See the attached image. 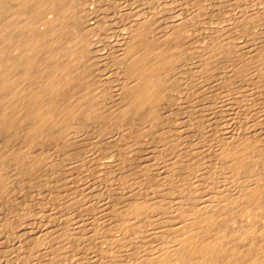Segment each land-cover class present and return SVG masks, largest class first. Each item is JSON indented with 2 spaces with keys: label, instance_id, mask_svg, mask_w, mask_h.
Segmentation results:
<instances>
[{
  "label": "bare ground",
  "instance_id": "obj_1",
  "mask_svg": "<svg viewBox=\"0 0 264 264\" xmlns=\"http://www.w3.org/2000/svg\"><path fill=\"white\" fill-rule=\"evenodd\" d=\"M192 1L194 3L195 0H192ZM263 1H262V6L264 4ZM75 2H76L75 0H74V2H73V0H0V144L4 145V147H3V148H5L4 150H7V152L5 151L6 152L5 154H4V150H0V151H3L2 154L0 153V162H1L0 163V195L10 194L11 197H13V195H15L14 194L15 189H13V187L10 185L11 184L10 179L12 178L13 174L11 173L12 171L9 168L10 167L12 168V165H10V167H8V164H6V166H7L6 167L5 162H10V161L13 162L14 161L13 163L16 164V166L14 164V166L16 167V170H14V169H12V170H14L15 172H18L19 174L17 173V175H20V173L25 174V172H26L25 170H27V169L29 170V171H27V174H26L28 176L32 173L35 174L36 171H39V170L41 171V169L43 170L45 163L48 161L50 162V160H49L50 157L46 154H45V156H42V154L40 157L37 156L36 154H38V153L36 152V150H37L38 146L41 145V148H43L42 144H44L48 141H51V140H53L56 143H59V145L62 144L63 146H64V144L71 143L75 139H76L75 141H77L79 138V136H78L79 132H77V129L79 127H77V125H79L81 123V122L79 123L80 119L86 118L87 120L90 119V121L92 119H94V120H97V123L101 122L100 125H98L96 122L94 124V121L92 120V122L95 126L96 125L101 126L102 123H104V126H105V124L107 122H111V125L112 124L116 125L115 128H117V130H115V131H117L116 133H117L119 138L115 139L116 143H114V144L117 146L120 153H124L125 156H128L130 152L129 153L127 152L126 144H129L130 141H133V139H135L136 143H137L138 142L137 140L141 141L147 135H152V136L156 135V133H158L157 127L158 126L160 127V124L164 125L165 123L164 124L162 123L163 119L165 118L164 120L166 122V118H168L167 115L170 114L169 113L170 107H168V106L171 104L169 102L170 97L172 94H174L173 91L176 88L174 86V85H176L175 84L176 78H177V81H179L180 79L182 80L183 77L182 78L180 77L178 79L177 76L180 72H182V74H183L184 69H186L184 67H187V64L185 62H181V59L183 56L185 57L184 53L182 52L183 50H186V49H183L184 45L187 48L189 46V44H188V46H186L187 42L185 41L186 42V44H185L184 41L181 40L180 36L182 34V37H184L183 36L184 32L187 33L186 31L189 28L187 26L189 23L186 25L187 21H190L189 18H191V17L188 18V15H187L188 13H186V14L184 13L185 16L187 15V17L184 16L187 21H185L186 23L185 22L183 23V25L185 24L186 27H188L186 29V31H183V29L185 28L184 26H183L184 28L181 27V24H179V26H178L177 25L178 23H177L176 26H174V27H173V24L169 25V26H172L174 29H177V27H181V28H179L178 30H175V31H173L174 30L173 29L172 30L173 33H171L172 32L171 31L170 32L171 34L169 33L170 35L162 34L163 32L162 33L160 32L158 35H156L160 31V30H158V32H157V29L154 28L155 26H157V23H158V21H157V23L155 22L156 25L153 24L154 25L153 30H152V27H151V29L148 28V31L146 30L147 27L149 25H151V24H149V22H146L148 24V26H146L147 24H145L146 27H142V26L136 27L139 25V24L138 25L136 24L135 27L137 29L136 30L134 29V31H135V32L133 31L134 33L130 32L131 34L130 33L124 34V37H123L120 45L118 43L119 48H120L119 51L121 52V53L119 52L120 55L119 54L118 55L120 57L119 59H120V64H121V67L120 66L119 67L122 68V70H121L122 71V79H121L122 81L120 82V84H117L115 82L117 84V85L115 84L116 88H115V90L112 88V90H114V91L110 92L111 96H110V98H108V99H110L111 103L107 104L108 101L106 102L105 99H107V98H105V97L108 94L106 93L107 94L106 95L104 93V92L108 91L107 87L105 90H103L101 88L103 91L100 89L101 92H103V93H95V91L92 90V87H94L95 83L93 85V82H94V81L92 82L93 76H91V75L97 74V75H101L102 77H106L107 69L105 68V69H102L103 71H101L100 70L101 66H99V64H101V63L104 64V62L105 61L107 62V60L101 62V60L103 59L102 57H104V56H102L100 54L99 50H101V49L100 48L98 49L97 43H99V42L94 41L93 35L95 36L96 34L92 33V29L94 30V25H96L97 23L103 24V22L97 21V19L95 18L96 17L95 12L93 13V11L91 10L92 13L95 14V15H93L94 19H96L95 21H97V23L95 24L91 19L92 17H91L90 9H89V11L85 12L86 14L83 13V16H82L80 14V12H78L80 10H77L76 6H73V3H75ZM196 2L198 4L199 0H196ZM125 3H127V2H125ZM148 3H151V2H148ZM127 4L124 6H127ZM145 4H146V2H145ZM150 5H152V3ZM191 5H195V4H191ZM154 6H155V9H152V10H154L153 11L154 14H157L155 11L156 10V4L153 5V7ZM194 7L197 8V6H194ZM128 8H131V7H128ZM136 8L138 9V7H136ZM150 8H151V6L149 7V9ZM131 9H133V7ZM121 10H119V12H121ZM198 10H201V9H198ZM122 11H124V13H125V9H123ZM126 11L128 12V10H126ZM134 11L136 12L137 10L135 9ZM138 11H139V9H138ZM190 11L192 12L193 10L190 8ZM190 11H189V13H190ZM137 12L135 13L136 15H138V13L142 14V11H141V13H140V11L138 13ZM149 12H151V11L149 10ZM193 12H195V11H193ZM124 13H122V14H124ZM192 13L189 16H191ZM130 14H131V12H130ZM136 15H135V17H136ZM163 15H165V13H163ZM163 15H162V17H163ZM255 15H256V17H258L259 14L257 15V13H256ZM261 15L258 18H260ZM151 16H154V15H151ZM248 16H250V17H248ZM119 17L121 18V15ZM129 17H132V16H129ZM155 17L156 16H154L152 18H155ZM162 17H160V18L162 19ZM164 17H165L164 19H166V16H164ZM194 17H196L195 14H194ZM246 17L248 19L250 18V21L252 20V22H253V19H251V17H255V16L247 15ZM105 18H106V16H105ZM139 18H141V17H139V15H138V19ZM158 18H155V19L158 20ZM185 18H183V20ZM247 18L246 19L244 18L243 20L248 22ZM258 18H255V19L257 20ZM99 19H101V18H99ZM107 19L108 18H106V21L109 23L110 21ZM142 19H145V18L142 17ZM150 19H149V21H151ZM172 19H174L173 16H172ZM260 19H258V20L260 21ZM131 20H133V19H131ZM175 20H173V21L176 23ZM138 21H141V19H139ZM146 21H148V18L146 19ZM159 21L161 22L162 20H159ZM173 21H170V22L172 23ZM192 21H194V18ZM240 21H241V19H240ZM245 21H243V22H245ZM250 21L248 22V24L250 23ZM107 22H104V24ZM126 22H128V21H126ZM133 22L136 23L137 20L133 21ZM153 22H154V20H153ZM221 22L222 21H220L218 23H220V25H221ZM247 22H246V24H247ZM257 23H259V22L257 21ZM257 23H256V25L253 24V27H252V25H250L251 28H254L255 26L257 27ZM99 24H97V26ZM102 24L100 26L101 27L100 31H101L102 26H103ZM129 24H130V21H129ZM240 24L242 25L243 23H240ZM246 24L242 25L243 27L239 25L240 29L244 28V26H246ZM120 25H121V23H120ZM226 25L229 28L228 22ZM229 25H230V23H229ZM106 26L107 25H104L103 28H105ZM125 26H127V25L125 24L124 27ZM169 26L167 28H171ZM114 27H116V26H114ZM124 27H121V28H124ZM130 27H131V25H130ZM227 27H225V28H227ZM110 28L108 30H105V31L108 32L109 30H112ZM126 28L127 27H125V29ZM143 28H145V30H143ZM157 28H159V27L157 26ZM167 28H164L165 32H166ZM218 28H216V29L218 30ZM225 28H223V25H222L221 29L223 30ZM128 29H130V28H127V31H128ZM149 29H150V32H149ZM154 29H156V33L154 32L156 36L150 35L151 30L155 31ZM96 30H98V29H95V31ZM103 30H102V32H103ZM219 30L217 31L216 35L219 34L222 36V34L218 33ZM227 30L228 29H226V31ZM262 30L264 31V29H262ZM123 31H124V29H123ZM127 31H125V32H127ZM145 31L148 32V34ZM216 31H214L213 39L210 38V40H214ZM255 31H260V30L255 29ZM220 32H221V30H220ZM231 32H232V30H230L229 35L231 34ZM242 32H245V29H241V33ZM248 32L250 33V31H248ZM103 33H101V34L103 35ZM224 33L225 34H223V36L227 35L226 34L227 32H224ZM249 33H248V35H249ZM101 34H99V36ZM211 34H209V35H211ZM250 34H251L252 39H253V36L254 37L256 36L258 38L259 36L261 37L263 35V37H264V34H262V32H261L262 35L258 34L259 36L254 35L253 33H250ZM255 34H257V32ZM108 35H106V36L108 37ZM113 35H115V34H113ZM248 35H247V37H248ZM186 36H185V38H186ZM230 36L232 37V35H230ZM101 37H105V36H101ZM101 37H99V38H101ZM260 37L258 38V41L256 40L257 43L254 41L255 45H254V42H249V41H253L250 37H249V41L248 40L235 41L232 38V40L229 39L230 43H228L229 41L227 39L226 40L228 42L224 39L228 43V44L226 43L225 45L222 43V41H224V40L221 37H219V39L220 38L222 39V40L220 39L221 44H219L220 41L218 39H217V41H219V43L218 42L215 43L214 41L209 40L210 42H214V45L212 46L208 42L207 43L208 46L210 47V45H211L210 48L206 46L208 48L207 49L205 46H203L206 48V50L203 48L204 51L202 52V55H200V56H202L201 57L202 59L200 58V60L198 59L199 54H196L197 57L195 56V58H193L194 56L192 57V55L194 54V52L190 51L192 53H190L188 55V53L186 52L188 49L186 51H184L185 53H187V56L191 55L192 58L189 57V60L190 59L196 60V58H197L200 61V62L198 61L197 63L201 64V66L199 68H197L196 67L197 63L195 64V62H194L196 70L190 71L189 68H188V71H186L187 69L185 70V73L187 72V74L189 71H190L189 74H191V72H192V74L196 73V72L193 73V71H197V74L200 73V74H198L200 77L197 76V80L195 77L196 82L195 81L194 82L196 83V87H194L192 85V87L197 88V89H193L191 87L193 89V91H190V92H192L194 95H199V93H201V96H203L205 94V93L202 94L203 92H206V96H207V92H208V97H206L204 95L205 99H207L208 102L206 104L204 103L205 105L203 104L204 105L203 106L201 104V102L199 103L198 101H195L196 103L201 104L202 106L200 108L198 107L197 109H196V107L198 105L195 104L196 106L195 107L193 106L196 109V113L199 115V116L198 115L194 116L196 114L195 112H194L195 113L194 115H191V116H194L195 118L198 116L197 117L198 122L196 123L195 127H197V130L200 129V130H198V131H200V132H198V134H199L198 136L200 138L199 139L196 138L197 141L195 140L197 142V143H195V144H197V147L193 148V149H190V148L182 149L181 148L182 150L181 149L180 150L185 151L188 155L189 154H192V155L195 154V156L198 155L197 156L198 158H201L202 156H200V155H202L204 153L209 152V154H210V152H211V154L213 155L212 151H215V152L218 151L217 153H219V154H217L216 156L218 157L217 163L219 166H217L218 172L216 171V174H214V175L217 176L219 174L217 176L218 177L217 179L219 181V184L222 186V191L219 192L218 194L216 192H214V193H216V195L213 194L214 197L213 196L208 197L207 195H209V194L206 193V191L204 190V193L207 194V195H205V196H207V197H205L206 199L203 198V196H204L203 194H202V196L198 195L200 197H198V196H197V198L194 197L195 201H193V204L190 205L188 203L187 204L188 206H186V204H184L185 206L182 207V209L184 208L183 211H181V209L180 210L178 209L182 206V204L180 206L176 205V207L179 206L177 209L179 211H181L180 213H182L181 216L179 218H177L176 214L179 212L175 207L176 203L174 204V202L172 201L174 209L177 211L176 214H174V211L172 210L173 208L170 207L171 209L169 210L168 209L169 207H167V206L171 205L172 199L168 200L170 196L168 197V199L163 198V197L160 199V197H159V199H160V201H159V200H157L158 199L157 197H156L157 199H155V197H154V196H156L155 195L156 193L154 194V192H156L157 190L155 191V190L149 188L150 190L145 194H142L140 192V185H141V182L139 180L140 175H139V173L135 172L134 173L135 178H133V183L129 184V183H126L125 181L121 182L122 183L121 187L119 189H117L115 192L116 198L119 199L121 202V204H120V206L122 205L121 208L117 204L114 206L118 207V209H114L112 204H108L109 202H106V203L104 202V204L100 203L101 205L97 204V206L100 205L99 207H101L102 208L101 210H103V211L106 209L107 211L110 210L112 212V210H113L112 213L114 216H116L115 214H118L121 217L122 221H121V224L119 223V225H117V226L118 227L122 226V228H127V230H128V228H130V231H131V232H129L130 235H132L131 234L132 233L131 227L133 224L135 225L137 222H139V220L141 221V219L142 220L144 219L146 222L148 221L147 222L148 225L152 226L150 228H152V229L157 228L156 231L152 230L154 232L153 233L154 235H152V236L155 237L154 241H152V242H154V243H152L153 246L150 249L146 250L145 245L140 243V242H143V239L140 240V238H142V237L138 238L137 240L134 238L136 241H132L133 238L132 239L130 238V240L134 243V246H132V245L130 246V244L127 246V244H124L125 243L124 240H125V238H126V240L128 239L127 238L128 235L127 236L125 235L126 236L125 238L122 237L124 240L121 238V236H123V235H121V236L119 235V236L115 237L114 239H111V238H113L112 236H111V238L107 237V238H110L111 240H113V242L115 241L117 247L119 245V247L117 248L113 243L112 247H110L112 243L110 244V246H108L109 244L107 242H111V241H107V238L104 236V238H106V242L105 241H102V242H105L108 245H104L103 247L101 246L102 249L101 248L100 249H101V251H104V253H102L99 250L102 254H105L106 260L105 261L102 260L105 262V263L103 262L104 264H264V170H262L263 168H261L262 163L264 164V38L261 37L263 39H261L259 41ZM115 38L120 39V37L117 38V36ZM178 38H180V40L182 42L179 43V41H178V43H176L175 40L177 41ZM111 39H112V37H111ZM111 39L109 38V40H111ZM245 41H248V42H245ZM233 42H235V43L233 44ZM217 43L219 44L220 47H218ZM111 44L115 45L117 43L114 44V43L110 42V45ZM222 44H223V46H225V47L228 46V47L226 49H222L223 48ZM182 45H183V47H182ZM196 45L197 44L195 43L194 47H196L197 50L194 49V47H193V49L198 52L199 46L197 47ZM109 47H111V46H109ZM201 48H202V46H201ZM117 51H118V48H117ZM115 53H117V52H115ZM115 53H113V54H115ZM182 53H183V56H182ZM199 53H201V52H199ZM219 54L220 55L221 54H229V58L226 56L228 58V59L226 58V62H224L225 60H223L224 65H223V62L220 63V64H222V68H221L222 72L218 71L219 73L217 72L216 75L212 76V74H211V66H212L211 63L215 62L214 60H217L219 58L218 57ZM117 56L115 55V57H117ZM187 56L185 58L184 57L183 58L186 59V58H188ZM221 57H223V55ZM109 58H110V56H109ZM116 59H113V60H116ZM221 59H224V57ZM194 60H192V61H194ZM219 61L217 60V62H219ZM109 62H112V61H109ZM188 62H190V61H188ZM92 63H94L96 65L95 67H97V69L94 68V66H93V68L95 70L93 68H91L90 65H93ZM108 63H107V65H108ZM103 64H101V65H103ZM113 64H114V62H113ZM113 64H112V66H113ZM199 64H198V66H199ZM116 65H117V61L115 63V66ZM103 67H104V65H103ZM119 67L117 69H119ZM109 68H110V66H109ZM191 68H193V67H191ZM117 69H115V70H117ZM113 71L114 70L112 69L111 72H113ZM108 72L110 73V71H107V74H108L107 77L108 78L112 77V74L110 73V75H111L110 76ZM182 76H184V75H182ZM193 76H196V74ZM94 77H96V76H94ZM113 77L118 78L116 75H114ZM98 78H101V77H98ZM101 79H104V78H101ZM110 79H113V78H110ZM95 80L97 81V79H95ZM100 80H99V82L102 83ZM118 80L120 81V79H118ZM112 81H114V80H112ZM103 84H102V86H103ZM177 84L181 85V83H177ZM96 85H98V84H96ZM176 86L178 87V85H176ZM111 87H110V89H111ZM95 88H98V90H99L100 85L98 87L96 86ZM98 90H96V91L98 92ZM182 90L184 91L185 89L183 88ZM174 92H175V94H177L176 90ZM192 93H189L190 95L189 94H187V95L194 96V95H191ZM189 96H187V98ZM107 97H109V95ZM172 98H176V97L173 96ZM193 98H192V100H193ZM198 98L199 97H197L196 99L198 100ZM182 99H184V98H182ZM177 100H178V97H177ZM179 101L180 102L182 101V103H183L184 100H181V97H180ZM203 102H205V100ZM182 103H181V105H182ZM186 103H185V105L187 106L189 104H192L193 102H191L189 104H186ZM171 105L173 106V103ZM177 105H178V103H177ZM178 106H180V105H178ZM186 106H184V108ZM186 108L190 109L191 107L190 108L186 107ZM171 109H170V111H171ZM174 110H172V111L174 112ZM179 110L182 111V109H179ZM185 111H186V109L184 110V112ZM191 111H193V110H191ZM176 112H178V111H176ZM188 113H190V112H187L185 114L187 115ZM188 117H190V116H188ZM173 118L177 119L176 117H171L170 119L173 121L174 120ZM178 120H177V122H178ZM189 120H191V119H188V121ZM183 121H186V120H183ZM188 121H186V122H188ZM191 121L193 122V120H191ZM194 121H195V119H194ZM167 122H168V120H167ZM174 122H176V121H174ZM186 122H184V123H186ZM168 123H170V122H168ZM108 124H110V123H108ZM193 124H194V122L192 123V126H193ZM113 125L111 126V128L114 127ZM167 125H169V124H167ZM189 125H190V123L188 124V126ZM79 126H81V124ZM104 126H101V127L103 128ZM182 126H185V124H183ZM182 126H181V128H182ZM188 126H186L187 129H185L184 131H186V130H187L186 132L189 131ZM165 127L164 128L160 127V128H162V132L159 135L161 136V139L164 143H166L165 141L171 142L172 141L171 138H169V140H166V137L168 135L166 132H168L169 136L172 137L173 132L175 131L176 133H178L177 131L179 130V128L176 127L175 123H172V124H170V130L168 128L167 131L165 132L164 130H166V128H167V127L166 128ZM195 127H194V129H195ZM98 128H100V127H98ZM182 129L180 131H182ZM98 130H99L98 132H100L102 129L101 130L98 129ZM106 130H108V129H106ZM100 133L102 135L103 132L101 131ZM188 133H190V132H188ZM191 133L193 134V132H191ZM191 133L189 135H191ZM195 134L196 133H194V135ZM216 134H218L221 137V141H219L220 138H218L219 139L218 141L214 140V142H212V138ZM182 135L184 136V132L182 133ZM194 135H193V137H194ZM136 136H137V139L135 138ZM178 136L180 137L181 134L178 133ZM187 136H185V137H187ZM125 137H127V138H125ZM190 137H192V136H189L188 138L190 139ZM214 137H216V136H214ZM180 138H182V137H180ZM176 139L174 138L175 142H177ZM213 139H215V138H213ZM222 139H223V141H222ZM54 142H53V144H54ZM142 142L144 143V141H141V143ZM192 142H191L190 146L192 145ZM172 143H174V142L172 141ZM188 143H189V141L186 143V145H189ZM168 144H170V143H168ZM17 146H18V148H17ZM47 146L48 145L45 144V149L47 148ZM142 146H143V144L141 145V147ZM168 146L170 148V145H168ZM184 146H185V144H184ZM192 146L194 147V145H192ZM49 147L51 148L54 146H49ZM145 147L146 146H144V148ZM147 147H148V145H147ZM39 148H40V146H39ZM57 148H58V146H57ZM154 148L155 147H153V149ZM169 148L167 151H169ZM174 148L175 147L173 146V149ZM176 148H178V147L176 146ZM0 149H2V147H0ZM148 149H151V147L150 148L148 147ZM148 149H146V150H148ZM155 150H156V148L153 151H155ZM153 151H151V152H153ZM176 151H178V153H179V150H176ZM148 154H150V152H148ZM170 154H171V156L173 155V157H174V155L177 154V152L176 153L174 152V154H173V151L171 152V150H170ZM192 155H190V156H192ZM206 155L207 154L203 155V157ZM177 156H175L174 158H177ZM182 156H183V152H182ZM182 156L180 155L181 158H179V157L178 158L182 159L183 158ZM216 156H215V159H216ZM207 157H208V155H207ZM169 158L172 159L171 157H169ZM169 158H167V159H169ZM184 158L186 159L185 154H184ZM184 158H183V160H184ZM209 158H212V156H210ZM187 159H189V158L187 157ZM191 159H189L190 162H191ZM202 159H205V157ZM177 160L178 159H176V162H172V161H170V162L174 163V166H178L179 168H182V161L183 160H178V162H177ZM193 160H195V158ZM206 160H207V158H206ZM214 160H213V162H214ZM95 161H96V159H95ZM174 161H175V159H174ZM201 161H199V162L202 165L203 164L205 165V163H203V160H201ZM127 162L128 161H123V167H124V163H127ZM13 163H9V164H13ZM92 163H93V161H92ZM184 163H188V160H187V162L185 161ZM198 163H196V164H198ZM56 164H57L58 170L64 166V168H62V169L64 171H66L65 170L66 164L65 165L61 164L59 166H58L59 163H56ZM171 165H173V164H171ZM188 165H191V164L189 163ZM202 165H200V166H202ZM210 165L211 164H209V166ZM95 166H96L97 170H99L100 172H102L104 174V175L101 174L102 175L101 177L106 178L108 181H111V178H114L117 175V173L119 174L122 171V169L125 171L126 168H129L130 164H128L127 167L120 169V168H118V164H115V162L112 160H106V161H102L100 163L98 160L96 162ZM164 166L166 167L165 164H164ZM169 166H167V167H169ZM192 166L193 165H191V167ZM165 167L164 168L161 167L159 170L157 169L158 172H156V170H154V172L160 173L163 175V173H166L167 167L166 168ZM212 167L215 169V166H212ZM212 167H211V169H212ZM6 168H8L10 170V173H11L10 175L8 174L9 170L7 171ZM55 168H56L55 166L49 167V173H51V174L56 173ZM189 168L186 169L184 167V169L188 171L187 173H185V175L188 174L190 171H192V169L189 171ZM171 169H173V168L171 167ZM199 169H202V168L199 167ZM78 170H79V168H78ZM83 170L84 169H82L81 171H83ZM185 170H184V172H186ZM14 171H13V173H14ZM69 171L73 172V169H71V167H70ZM175 171H176V167H175ZM150 172L151 171L148 168L146 174L149 173V175H150ZM171 172H172V170L170 171V174L173 175V173H171ZM182 172H183V170H182ZM214 172H215V170H214ZM155 173H152L151 175H153ZM176 173H178V172H176ZM207 173H208V171H207ZM24 174L22 176H24ZM170 174H167V175L169 176ZM14 175H15V173H14ZM136 175L138 176V178L136 177ZM178 175H176V176H178ZM180 175H182V174H180ZM31 176H29V177H31ZM216 176H214V178ZM70 177H71L70 179H72L71 186H70L71 190H68L69 188H67V186H65V183H63L62 180H58L57 184L59 186H61L62 189L64 188L63 190H65V191L68 190L67 192H68L69 196L62 195L64 192L61 190L59 192V194L56 192L57 200L59 199L61 207L65 208V207L71 206V207L81 208L80 205H82V204L78 200V199H80V197H79V195H76L77 192L75 191L76 188L79 187V186L76 187L78 176L74 175V177H73V174H71ZM164 177L165 176H163V178ZM189 177H191V176H189ZM153 178H154V175H153ZM169 178L171 179L172 176ZM178 178H179V176H178ZM211 178L213 180V176ZM170 179H169V181H170ZM186 179L188 181V178H185V180L183 179L184 181H181V182L182 183L185 182L187 184ZM203 179H205V178H203ZM208 179L204 180V181L207 182ZM173 180H177V178L173 179ZM173 180L171 182H173ZM218 181H217V183H218ZM165 182H164V184H165ZM173 183H171V184H173ZM202 183H204V182H202ZM81 184H80L81 188L79 187L80 190L81 189L84 190V189L88 188V185H86V184L81 185ZM153 184L154 183H152V185ZM194 184L195 183L190 184V182H189V184H187V186L189 187V185L191 186ZM210 184H211V182H210ZM213 184H214V182L212 183V185ZM215 184H216V182H215ZM84 185H86V186H84ZM152 185H150L149 187H151ZM168 185H170V183ZM177 185H178V182H177ZM212 185H210V186H212ZM82 186H84V188H82ZM153 186L151 188H153ZM178 186L181 187V183ZM216 186H217V184H216ZM221 186H219V187H221ZM51 187L53 190V186H50L49 189L51 190ZM203 187H204V185H203ZM178 188L175 187L174 190H176ZM216 188H214V189H216ZM165 189H168V188H166V186H165ZM180 189H178V190H180ZM183 189H184V187H183ZM190 189L192 191V188H190ZM206 189L210 190L212 188L209 189L207 187ZM218 189H220V188H218ZM89 190L91 191L92 187ZM178 190H176V191H178ZM184 190L187 192L189 189L188 190L184 189ZM184 190L181 191L180 193L184 192ZM54 191L55 190H53L52 192L50 191V192L53 193ZM166 191H167V195H168V190H166ZM195 191L196 190H194V192ZM200 191L197 190L198 193ZM214 191H216V190H214ZM162 192H159V193H162ZM172 192H170V193H172ZM189 192H190V190H189ZM207 192H209V191H207ZM200 193H202V192H200ZM173 194H174V192L171 195H173ZM193 194L194 193H192V195ZM176 195L177 194H174L175 197L179 196L180 194H178L177 196ZM189 195H190V199H192L191 198L192 196L190 193H189ZM77 196L79 198H77ZM194 198L192 200H194ZM175 199H173V200L176 202ZM183 199H184V197H183ZM80 200H82V199H80ZM94 200H96V199L94 198ZM177 200H179V197L177 198ZM181 200H182V198H181ZM186 200H188V199H186ZM180 201H178L179 202L178 204L182 203V201L181 202ZM81 202H83V200ZM90 205L91 204H89V206ZM82 206H84V205H82ZM92 206H93L92 208L97 207L95 205H92ZM99 207H98V209L100 211L99 214H101V217L104 219L106 214H104V216H102L103 211H101ZM82 208L80 209L81 211H78V213L76 212L78 209H75L74 211L77 214H79V212H82ZM95 209H97V208H95ZM161 209L165 210V212L167 211V213L169 215V216H167V214L165 213L166 215L164 216V217H169L168 222L164 221L165 224L168 223L167 224L168 228L167 227L165 228L166 230L162 226H160V224L159 225L157 224V225H158V227H162L163 230H161L158 227H155L156 222L158 223L157 219H159V218L156 219L155 215L157 214V212L159 215L160 212H162V211H160ZM49 211H50V209H49ZM111 212H108L107 214H109V213L111 214ZM239 212H240V214L242 213V216H240L241 221H239L240 219H238V215H236L237 218L235 219V214L239 213ZM52 213L50 212L49 214L51 215ZM73 213L74 212H72V214ZM180 213H179V215H180ZM29 214L30 213H26V216H24L23 218H24L25 222L27 223V221H28V224L30 225L31 224L30 219L32 217ZM110 214H109V216H111ZM258 214H260V215H258ZM74 215H75V213H74ZM87 215L89 216V214H87ZM87 215H85V216H87ZM41 216H43V215L41 214ZM51 216H52L51 220L48 219L49 221H46V222H48V223L50 222L51 225L52 224H53V226L57 225L56 227L60 228V226H58V225H62V222H63L62 219H63L64 215L62 217H59L58 220L55 217V213L52 214ZM51 216L48 215V217H51ZM160 216H162V215H160ZM43 217H41V218H43ZM87 217H85V219ZM92 217H94V216L91 215L90 218L88 217L89 221L88 220L85 221L86 223H84V221H83L84 219L80 220L81 223L80 222L79 223L80 224L84 223V224L79 228L82 230H87V229L90 230L89 227L91 226V224H93L95 222L94 220H93L94 222L93 221H91L92 223L90 222V219ZM111 217H113V216H111ZM256 217H259L258 218L259 220L254 221L255 222L254 223L252 221L253 219L251 220V218L256 219ZM45 218L47 219L46 216H45ZM83 218H84V216H83ZM94 218H96V217H94ZM160 218H162V217H160ZM248 218H250V220ZM65 219H66V217H65ZM103 219H102V222H104ZM107 219H108V221H110L109 217ZM237 219H238V221H237ZM32 220H33V218H32ZM41 220H39V221H41ZM69 220L72 221L71 218ZM97 220L98 219H96V221ZM99 221H101V220H99ZM111 221H110L111 224L109 223L110 225H112V222H113V221L112 222ZM143 221H141L139 224H141ZM159 221H160V219H159ZM248 221H252L253 223L250 222L252 224L251 225L249 224V226H246L248 224ZM46 222H45V224H48ZM67 222H68V220H67ZM114 222H115V220H114ZM146 222L143 224L148 227ZM237 222H239V223H237ZM259 222H260V224H259ZM40 223L42 224V221ZM101 223H100V225L97 226V223L95 222L97 227H102ZM154 223H155V225H151ZM245 223H246V225H244V226L243 225L237 226L238 224H245ZM28 224L22 223V226H20L22 232L17 231V232H19V234L21 233L20 234L21 236L23 233L27 232L28 230L31 231V229L27 228ZM80 224H78V226ZM143 224H141V225H143ZM7 225L9 227L11 224H7ZM43 225H44V223H43ZM73 225L75 227L74 226L67 227L66 225H64V226L62 225L64 227V229H63V227L60 228V229L64 230V233L61 237L62 240L61 241L59 240L60 242L58 241L59 243L57 245H55L58 250L52 246L53 248H55V255L53 257H58L60 254L62 256L63 253L60 252L61 249H63V248L67 249V248L72 247L71 245H72V243L75 239V236H76V232L73 231V228L77 227V225H75V224H73ZM114 225H116V222ZM114 225H112V226L114 227ZM136 225H138V223ZM141 225H139V228ZM37 226H36V228H37ZM65 226H66V228H65ZM43 227H45V225ZM51 227H50V229H51ZM113 227H112V229H113ZM52 228L54 229V227H52ZM104 228H105V230L107 229L106 226ZM40 229H43V228H40ZM101 229L98 231L99 233H100ZM140 229L142 231V226ZM18 230H19V228H18ZM47 230H49V228ZM47 230L45 232H47ZM77 230H79V229L77 228ZM82 230H79V231H82ZM149 230H151V229H149ZM114 231H116V230H114ZM119 231H116L115 233H117V232L119 233ZM45 232H42V234H44ZM110 232H111V230H110ZM133 232L137 233V231L136 232L133 231ZM148 232L149 231H146V233L145 232H142V233L147 234ZM39 233L40 232H38L37 234H39ZM48 233H47V235H48ZM91 233H90V237L92 235H94V234L91 235ZM93 233H95L94 230H93ZM129 233H127V234H129ZM49 234H51V233H49ZM101 234H103V233H101ZM101 234H99V235H101ZM105 234L107 235V232ZM140 234H141V232L139 233V235ZM26 235H28V232H27V234H25V237H26ZM29 235H31V234H29ZM45 235H46V233H45ZM31 236H29V237H31ZM46 236H44V237L42 236V237L45 239ZM49 236H53V234L49 235ZM49 236H48V238H49ZM88 236L89 235H87V237ZM42 237L40 236V238H42ZM131 237H133V236H131ZM95 238L96 237H94L93 240H95ZM88 239H89V237H88ZM146 239L148 240L149 238L146 237ZM150 239H151V237H150ZM25 240H26V238H25ZM98 241H99V243L101 242L100 239ZM149 241H151V240H149ZM41 242L42 241H40V243ZM128 242H129V240H128ZM146 242H148V241H146ZM40 243H39L38 247H39V249H41L40 250L41 256L40 255H38V256L42 257L43 254L45 255L48 253L50 247L47 246L48 248H46V245L44 244V242H42L43 244L42 243L40 244ZM92 243H93V241H91V243L89 242L86 244H92ZM117 243H118V245H117ZM73 244H75V243H73ZM78 244H80V242ZM36 246L34 245V247H36ZM43 246H45V247H43ZM75 246H77V245H75ZM126 246H127V248H126ZM16 247H17V245H16ZM40 247H43V248H40ZM77 247L83 248V246H77ZM114 247L117 248L116 249L117 254L116 255H110V253L112 252V250L110 248H114ZM130 247H133V248H130ZM146 247L148 248L150 246L148 245ZM73 248L75 249V247H73ZM81 248L78 251H81ZM89 248H91V247L89 246ZM74 249H72V250H74ZM84 249H87V247ZM91 249L93 251V247ZM34 250H35V248H34ZM34 250H33V252H34ZM72 250H70V252ZM99 251H96V252H99ZM75 252H76V250H75ZM37 253L39 254V252H37ZM119 253L121 255H119ZM30 255H32V254H30ZM70 255H72V254H70ZM70 255L68 254V256H70ZM35 256H36V254H35ZM63 257H65V256L63 255L62 257H59L58 259L62 258L61 260L64 261ZM29 258H30V256H29ZM76 258H77V256H76ZM92 258L94 259V257H92ZM70 259H72V258H70ZM70 259H68V260H70ZM40 260L41 259L39 258V261ZM57 260H56V262H55V260H53L54 261L53 263L57 264L58 263ZM84 260L86 262V259H84ZM84 260H82V262H81L82 264H84L83 263ZM75 261H77V260H75ZM88 261H89L88 264H90V260H88ZM60 262H59V264H61ZM79 262L80 261H78V263ZM94 262H91V263H94ZM73 264H75V263H73Z\"/></svg>",
  "mask_w": 264,
  "mask_h": 264
},
{
  "label": "rangeland",
  "instance_id": "obj_2",
  "mask_svg": "<svg viewBox=\"0 0 264 264\" xmlns=\"http://www.w3.org/2000/svg\"><path fill=\"white\" fill-rule=\"evenodd\" d=\"M76 2L75 3H73V6H76V9L77 10H80V11H78V12H80V14L83 16V13L84 14H86L85 12H87V11H89V9H90V11L92 10L93 11V13L95 12V14H93L92 13V11H91V19H92V21L96 24L97 23V21H101V22H103V24L102 23H97V24H99L98 26H97V24L96 25H94V30L92 29V33H94V34H96L95 36L93 35V37H94V41H98L99 43H97V45H98V49L100 48L101 50H99L100 51V54L102 55V56H104V57H102L103 59L101 60V62L102 61H105V60H107V62L105 61L104 62V64L103 63H101V64H103L104 65V67H103V65H101V64H99V66H101L100 67V70L101 71H103L102 69H107V71H110V73L112 74V77H110L111 75H110V73H109V77L110 78H113V79H110V78H108L107 76H108V74H107V71H106V77H102L101 75H97V74H94V75H91V76H96V77H94L95 79H97V81L92 77V82H93V85H94V83H95V85H94V87H92V90H94L95 91V93H103V92H101V90L103 89V90H105L106 89V87H107V90L108 91H106V92H104L105 94L107 93L108 95H109V97H105V98H110V92H113L114 90H115V88H116V85L117 84H120V82L122 81L121 79H122V68H120L121 67V64H120V57H119V55H120V48H119V45H120V43L122 42V39H123V37H124V34L125 33H130V32H133L134 31V29L136 30L137 28L136 27H140V26H142V27H146V26H148V24L146 23V22H149V24H151V25H149L148 27H147V31H148V28H150L151 29V27H152V30H153V27H154V25L153 24H155L156 25V23H157V21H158V23H157V26L160 28H157V26H155L154 28H156L157 29V32H158V30H160L156 35H158L160 32L162 33V34H166V35H170L171 33H173V31H175V30H178L179 28H181V27H183L184 29H183V31H186V29H187V33H185L184 32V37H182V34H181V40L182 41H184V43L186 44V42H187V44H186V46H188V44H189V48L187 47H185V45H184V47H183V45H182V47H183V49H188L187 51L186 50H183L182 52L184 53V55H185V57L187 56V53H188V55L190 54V53H192V52H194V54L192 55V57L193 58H195V56H196V54H199L198 55V59L200 60V58L202 57V56H200V55H202V52L204 51V49L206 50V48L207 47H209L208 46V42H209V44H211L212 46L214 45V42L216 43V42H218L219 43V41H220V43L219 44H221V40L223 39H227L226 41L228 42V43H230V40H232V38H233V40H235V41H243V40H248L249 41V37L252 39V37H251V34L250 33H253L254 35H260L261 34V32H262V34H264V31L262 30V29H264V4H263V6H262V1L263 0H199V2H198V4H197V2H196V0L194 1V3H193V1L192 0H75ZM73 2H74V0H73ZM79 2V3H78ZM125 2H127V3H125ZM145 2H146V4H145ZM148 2H151L152 3V5H150L151 3H148ZM263 3H264V1H263ZM78 4V5H77ZM127 4V6H124V5H126ZM148 4V5H147ZM156 4V13L157 14H154V10H152V9H155V6L153 7V5H155ZM191 4H195V5H191ZM197 4V5H196ZM129 5V6H128ZM131 5V6H130ZM146 5V6H145ZM151 6V8L149 9V7ZM193 6V7H192ZM194 6H197V8L196 7H194ZM128 7H133V9H131V8H128ZM136 7H138V9H139V11H140V13H141V11H142V14H139L138 12V9L136 8ZM153 7V8H152ZM148 8V9H147ZM190 8L193 10V11H195V12H193L194 14H195V16L196 17H194V14L190 11ZM88 9V10H87ZM123 10V9H125V13H124V11H122L121 10V12H119V10ZM137 10L136 12L138 13V15H139V17H141V18H139V19H141V21H138L139 19H138V15H136L135 13V11L134 10ZM188 11H187V10ZM197 9V10H196ZM198 9H201V10H198ZM95 10V11H94ZM126 10H128V12L126 11ZM131 10V11H130ZM134 12H133V11ZM149 10L151 11V12H149ZM83 11V12H82ZM131 12V14H130V12ZM163 11V12H162ZM166 11V12H165ZM186 11V12H185ZM189 11H190V13H189ZM213 11V12H212ZM118 12V13H117ZM121 13V14H120ZM122 13H124V14H122ZM130 15H129V14ZM153 13V14H152ZM161 13V14H160ZM163 13H165V15H163ZM167 13V14H166ZM184 13L186 14V13H188L187 15H188V18L189 17H191V18H189V20L191 21H187L186 20V18L185 17H187V15L185 16L184 15ZM192 13V15L191 16H189L190 14ZM251 13V14H250ZM254 15H253V14ZM257 13V15H258V17L261 15V19L260 18H258V17H256V14ZM118 16H117V15ZM134 14V15H133ZM93 15H95L96 17V19H97V21H95L96 19H94V16ZM116 15V16H115ZM121 15V18L119 17ZM135 15H136V17H135ZM151 15H154V16H156L155 18H158L159 16L160 17H162V15H163V17H162V19L159 17L158 18V20L157 19H155V18H152V17H154V16H151ZM159 15V16H158ZM247 15H252V16H255V17H251V19H253V22H252V20L250 21V18L248 19L246 16ZM105 16H106V18H108L107 20H109L110 22L108 23L107 21H106V18H105ZM129 16H132V17H129ZM164 16H166V19H164L165 17ZM172 16L174 17V19H172ZM185 16V17H184ZM193 16V17H192ZM198 16V17H197ZM200 16V17H199ZM98 17V18H97ZM142 17H144L145 19H142ZM151 19H150V18ZM168 17V18H167ZM246 19L247 18V20H248V22L250 21V23L248 24V22L247 21H245V20H243L244 18ZM248 17H250V16H248ZM263 17V18H262ZM99 18H101V19H99ZM110 18V19H109ZM130 18V19H129ZM135 18V19H134ZM148 18V21H146V19ZM183 18H185L184 20H183ZM187 18V19H188ZM193 18H194V21H192L193 20ZM196 18V19H195ZM255 18H258V19H260V21L257 19H255ZM94 19V20H93ZM104 21H103V20ZM112 19V20H111ZM126 19V20H125ZM131 19H133V20H131ZM149 19L151 20V21H149ZM172 19V20H171ZM176 19V20H175ZM240 19H241V21H240ZM263 19V20H262ZM125 20V21H124ZM137 20V22L135 23V22H133V21H136ZM145 20V21H144ZM153 20H154V22H153ZM156 20V21H155ZM159 20H162L161 22L159 21ZM164 20V21H163ZM173 20H175L176 21V23L173 21ZM196 20V21H195ZM245 21V22H243V21ZM126 21H128V22H126ZM129 21H130V24H129ZM132 21V22H131ZM170 21H173L172 23L170 22ZM185 21H187V23L185 22ZM220 21H222L221 22V25H220V23H218V22H220ZM257 21L259 22V23H257ZM104 22H107V23H105L104 24ZM112 22V23H111ZM121 23V25H120V23ZM124 22V23H123ZM153 22V23H152ZM156 22V23H155ZM182 22V23H181ZM186 23V25L188 26V27H186V25L184 24L183 25V23ZM227 22H228V26H229V28L227 27ZM243 23L242 25H245L246 24V22H247V24H246V26H244V28H241V29H245V32H242L241 33V29H240V27H239V25L240 26H242L240 23ZM257 23V27L255 26L254 28H251V26L250 25H252V27H253V24L254 25H256V23ZM123 23V24H122ZM161 23V24H160ZM171 23V24H170ZM178 23V24H177ZM229 23H230V25H229ZM101 24L103 25L102 26V29H101V31H100V26H101ZM110 24V25H109ZM113 24V25H112ZM127 25V26H125V27H127V28H130V29H128V31H127V28L125 29V27H124V25ZM136 24L138 25V26H136ZM145 24H147L146 26H145ZM173 24V27L174 26H176V24L179 26V24H181V27H177V29H174L172 26H169V25H172ZM104 25H107L105 28H103L104 27ZM112 25V26H111ZM129 25V26H128ZM130 25H131V27H130ZM134 25V26H133ZM144 25V26H143ZM219 25V26H218ZM222 25H223V28H225V27H227V28H225V29H221L222 28ZM111 28H110V27ZM114 26H116V27H114ZM136 26V27H135ZM171 27V28H167V27ZM219 28H218V27ZM225 26V27H224ZM263 26V27H262ZM98 27V28H97ZM108 27V28H107ZM114 29H113V28ZM121 27H124V28H121ZM206 29H205V28ZM243 27V26H242ZM112 29V30H109L108 32L107 31H105V30H108V29ZM116 28V29H115ZM164 28H167V30H166V32H165V29ZM176 28V27H175ZM216 28H218V30L220 29L221 30V32H220V30H219V32L218 33H220V34H222V36L221 35H219V34H217L216 35V33H217V29ZM248 28V29H247ZM258 28V29H257ZM261 28V29H260ZM95 29H98V30H96L95 31ZM104 29V30H103ZM123 29H124V31H123ZM133 29V30H132ZM150 29H149V32H150ZM156 29H154L155 31H152L151 30V33H150V35H154V36H156L155 35V33H156ZM174 29V30H173ZM226 29H228L227 31H226ZM255 29L256 30H260V31H255ZM102 30H103V32H102ZM115 30V31H114ZM118 30V31H117ZM132 30V31H131ZM143 30H145V28H143ZM173 30V31H172ZM217 30V31H216ZM230 30H232V32H231V34L230 35H232V37L229 35V33H230ZM250 31V33L248 32V31ZM262 30V31H261ZM98 31V32H97ZM120 31V32H119ZM123 31V32H122ZM125 31H127V32H125ZM172 31V32H171ZM214 31H216L215 32V38H214V40H210V38H212L213 39V34H214ZM229 31V32H228ZM96 32V33H95ZM111 32V33H110ZM114 32V33H113ZM118 32V33H117ZM135 32V31H134ZM133 32V33H134ZM146 32V31H145ZM155 32V33H154ZM171 32V33H170ZM224 32H227L226 34L227 35H224L223 36V34H225ZM257 32V34H255V33ZM101 33H103V35L101 34ZM123 33V34H122ZM147 34H148V32H146ZM170 33V34H169ZM212 33V34H211ZM233 33V34H232ZM245 33V34H244ZM247 33V34H246ZM248 33H249V35H248ZM98 34V35H97ZM99 34H101L100 36H99ZM109 34V35H108ZM113 34H115V35H113ZM131 34V33H130ZM188 34V35H187ZM209 34H211V35H209ZM261 34V35H262ZM106 35H108V37L106 36ZM120 35V36H119ZM187 35V36H186ZM237 35V36H236ZM247 35H248V37H247ZM258 35V36H259ZM101 36H105V37H101ZM117 36V38H119L120 37V39H116L115 37ZM119 36V37H118ZM122 36V37H121ZM185 36H186V38H185ZM210 36V37H209ZM229 36V37H228ZM236 36V37H235ZM239 36V37H238ZM253 36V35H252ZM99 37H101V38H99ZM111 37H112V39H111ZM219 37H221L220 39H219ZM227 37V38H226ZM231 37V38H230ZM260 37V36H259ZM258 37V38H259ZM261 37H263V35L261 36ZM260 37V39H259V41L261 40V39H263V38H261ZM104 38V39H103ZM109 38L111 39V40H109ZM115 38V39H114ZM255 38V39H254ZM258 38L255 36H253V41H249V42H256V40L258 41ZM96 39V40H95ZM186 39V40H185ZM217 39L219 40V41H217ZM230 39V40H229ZM250 39V40H251ZM107 40V41H106ZM109 40V41H108ZM113 40V41H112ZM180 40V38H178L177 39V41L175 40V42L176 43H178V41H179V43L180 42H182ZM214 41V42H210V41ZM216 40V41H215ZM222 41V43L225 45L227 42L226 41ZM118 41V42H117ZM186 41V42H185ZM248 41H245V42H248ZM110 42L111 43H117V44H115V45H113V44H111L110 45ZM255 42H254V45H255ZM118 43H119V45H118ZM197 44L196 46L198 47H200L201 48V46H202V50L198 47V49L200 50H198V52L197 51H195L194 49H196V47H194V44ZM217 43V44H218ZM227 43V44H228ZM235 42H233V44H234ZM257 43V42H256ZM109 44V45H108ZM182 44V43H181ZM216 44V45H217ZM219 44H218V47H220L219 46ZM223 44H222V46H223ZM259 44V43H258ZM193 45V46H192ZM211 45H210V47H211ZM215 45V46H216ZM108 46V47H107ZM109 46H111V47H109ZM118 46V47H117ZM203 46H207L206 48L205 47H203ZM118 48V51H117V48ZM192 47V48H191ZM193 47H194V49H193ZM209 47V48H210ZM225 46H223V48L222 49H226L228 46H226L225 48H224ZM108 48V49H107ZM115 48V49H114ZM204 48V49H203ZM114 49V50H113ZM192 49V50H191ZM208 49V48H207ZM103 50V51H102ZM197 50V49H196ZM117 52V53H115V52ZM184 51H186L187 53H185ZM190 51H192V52H190ZM120 52V53H119ZM197 52V53H196ZM199 52H201V53H199ZM103 53V54H102ZM113 53H115V54H113ZM183 53H182V56H183ZM119 54V55H118ZM108 55V56H107ZM115 55L117 56V57H115ZM223 55V57H224V59H221V58H223V57H221ZM225 55V56H224ZM106 56V57H105ZM109 56H110V58H109ZM114 58H113V57ZM200 56V57H199ZM229 58V54H219L218 55V57L220 58H216L219 62H217V60H214L215 62H213V63H211V74H212V76H214V75H216L217 74V72L218 71H220V72H222V70H221V68H222V64H220L221 62H223V60H225L224 62H226V58L227 57ZM184 57V56H183ZM182 57V59H181V62H185L186 64H187V67H184V68H186V69H184V73L182 74V72H180L179 74H178V79L181 77H183L182 78V80L180 79L179 81H177V78H176V85H178V87L176 86V85H174L176 88L174 89V91L176 90V93L178 94L180 91V93L177 95V94H175V92L173 91V93L174 94H172L171 95V97H170V103L172 104L173 103V106L170 104L168 107H170L169 108V115H167V117L168 118H166V122H165V118L163 119V124L164 125H162V124H160V127H162V128H164L165 126L167 127H165L166 128V130H164L165 132L167 131V129L169 128V130H170V124H172V123H175V125H176V127L177 128H179V130L177 131L179 134H181V136L180 137H182V138H180L179 136H178V133H176L175 131L173 132V134H172V137H170L169 136V133L168 132H166L168 135H167V137H166V140H169V138H171V140L174 142V143H172V141L170 142H168V141H165L166 143H164L163 141H162V139H161V136L159 135L161 132H162V128H160L159 126L157 127L158 128V133H156V135H147V136H145L141 141H144V143L142 142L141 143V141L140 140H137L138 142L136 143V140L135 139H133V141H130V143L129 144H126V147H127V152L129 153V155L128 156H125L124 155V153H120V151L118 150V148H117V146L114 144V143H116V140L115 139H118L119 137H118V135H117V131H115V130H117V128H115V126L116 125H113L114 127H112L111 128V122H107L106 124H105V126H104V123H102L101 124V126H104L106 129H108V130H106L104 127L102 128L101 126H98V125H100V123H97V120H94V119H92L93 121H94V124H95V122L98 124V125H94L93 124V122H92V120L90 121V119H80L79 120V123L81 124V126H79V125H77V127H79L78 129H77V132H79V138H78V140L77 141H75V140H73L71 143H67V144H64V146L62 145V144H60L59 145V143H56V142H54L53 140H51V141H48V142H46V143H44V144H42V147L43 148H41V145H39L40 146V148H39V146H38V148H37V150H36V152L38 153V154H36L37 156H41V154H42V156H45V154L46 155H48L50 158H49V160H50V162L48 161V162H46L45 163V165H44V169L42 170L41 169V171L39 170V171H36V173L34 174V173H32V174H30L29 176H31V177H29L28 175H26L27 174V171H29L28 169L27 170H25L26 172H25V174H24V176H22L23 174L22 173H20V175H17V173L18 172H15L14 170H16V164L15 163H13L12 161H10V162H5V166H6V164H8V167H10V165H12V168L10 167L9 169L12 171L11 173L13 174V176H12V178L10 179V182H11V186L13 187V189H15V195H13V197H11L10 196V194H4V195H0V264H56V263H53L54 261L53 260H55V262H56V260L59 258V257H62L63 255L65 256V257H63L64 259V261H62L61 259L62 258H60V259H58L57 260V264H59V262L61 263V264H71L72 262L73 263H75V264H82L81 262H82V260H84V259H86V262H85V260L83 261V263L84 264H88L89 263V261L88 260H90V264H104L105 262V260H106V258H105V254H102V253H104V251H101V249H102V247L104 246V245H108V246H110V244H111V246L110 247H112V245H113V243H114V245L116 246V242L114 241L113 242V240H111V239H114L115 237H117V236H121V235H123V236H121V238L122 237H126L127 235L129 236L130 235V233L129 232H131L130 231V228H128V230H127V228H122V226H117V225H119V223L121 224V221H122V219H121V217L118 215V214H115L116 216H114L113 215V210H112V212L109 210V211H107L106 209L103 211V210H101L102 208L101 207H99L102 203L104 204V202L106 203V202H109L108 204H112V206H113V208L114 209H118V207H116V206H114V205H117L118 204V206H120V204H121V202H120V200L119 199H117L116 198V195H115V192H116V190L117 189H119L120 187H121V185H122V183L121 182H126V183H129V184H132L133 183V178H135L134 176H135V172H137V173H139V175H140V177H139V180H140V182H141V185H140V192L142 193V194H145V193H147L150 189H153V190H157L156 192H154V194L156 195V196H154L155 197V199H157V200H159L160 201V199L163 197V198H167L168 199V197H169V199L168 200H170V199H172L171 200V205L170 206H167V207H169L168 209L170 210L171 208H173L172 210L174 211V214H176L177 213V211L174 209V206H173V202H174V204H175V207H176V205H181L182 204V206L180 207V208H178L179 206H177L176 207V209L178 208L179 210L181 209V211H183V209H182V207H184L185 205L184 204H186V206H188L187 204L189 203L190 205H192L193 204V201H195V198H197V196L198 195H200V196H202V194L204 195L203 196V198H205V197H211V196H213L214 197V195H216V193L218 194L219 192H221L222 191V186L219 184V181H218V175L216 176V175H214V174H216V171H217V169H218V167L217 166H219L218 165V157L216 156L217 154H219V153H217L218 151H212V153H213V155L211 154V152H210V154H209V152L208 153H204V154H202V155H200V156H202L201 158H198L197 156L198 155H196L195 156V154L194 155H192V154H187L185 151H181L182 149H184V148H190V149H193V148H196L197 147V144H195V143H197L196 141V138L197 139H199L200 137L198 136L199 134H198V132H200V131H198V130H200V129H198L197 130V127H195L196 126V123L198 122V114L196 113V109L199 107H201L204 103L206 104L208 101H207V99H205V96H206V92H203L202 94H204L203 96H201V93H199V95H194L192 92H190V91H193V89H197V88H194V87H196V80H197V76L198 77H200L198 74H200V73H198L197 74V71H193V73H195L196 74V76H193V75H195V74H192V72H191V74H189V72L190 71H192V70H196V68H195V65H194V62H195V64L199 61L197 58H196V60H194V59H190L189 60V57H191V55L190 56H187L188 58H186V59H184ZM191 57V58H192ZM197 57V56H196ZM116 59V60H113V59ZM227 58V59H228ZM202 59V58H201ZM185 60V61H184ZM192 60H194V61H192ZM222 60V61H221ZM92 61V60H91ZM109 61H112V62H109ZM116 61H117V65L115 66V63H116ZM188 61H190V62H188ZM202 61V60H201ZM93 62V61H92ZM109 62V63H108ZM113 62H114V64H113ZM188 62V63H187ZM200 62V61H199ZM217 62V63H216ZM224 62H223V65H224ZM95 63V62H94ZM94 63H92L93 65H90L91 66V68H93V66H94V68H96L97 69V67H95L96 65L94 64ZM106 63V64H105ZM107 63H108V65L110 66V68H109V66L107 65ZM184 63V64H185ZM112 64H113V66H112ZM185 64V65H186ZM189 64V65H188ZM198 64L199 63H197L196 64V67L197 68H199L200 66H201V64H199V66H198ZM108 67H107V66ZM89 66V67H90ZM119 67V69H117L118 67ZM191 67H193V68H191ZM93 68V69H94ZM114 70L113 72H111V70L112 69ZM188 68H189V72H188V74H187V72L185 73V70L186 71H188ZM195 68V69H194ZM109 69V70H108ZM115 69H117V70H115ZM95 70V69H94ZM117 72V73H116ZM115 73V74H114ZM219 73V72H218ZM114 75H116L118 78H114L113 76ZM182 75H184V76H182ZM101 77V78H104V79H101V78H98V77ZM211 76V77H212ZM195 77H196V80H195ZM101 79V80H100ZM118 79H120V81L118 80ZM99 80L102 82V83H100L99 82ZM112 80H114V81H112ZM97 83H96V82ZM181 81V82H180ZM195 81V82H194ZM117 84H116V83ZM119 82V83H118ZM106 85H104V84ZM107 83V84H106ZM177 83H181V85L180 84H177ZM96 84H98V85H96ZM102 84H103V86H102ZM116 84V85H115ZM183 84V85H182ZM100 85V88H99V90H98V88H95L96 86L98 87ZM108 85V86H107ZM112 87H111V86ZM192 85L194 86V87H192ZM184 86V87H183ZM110 87H111V89H110ZM180 87V88H179ZM193 89H192V88ZM94 88V89H93ZM102 88V89H101ZM112 88L114 89V90H112ZM178 88V89H177ZM185 89L184 91L182 90V89ZM101 89V90H100ZM110 89V90H109ZM181 89V90H180ZM191 89V90H190ZM199 89V88H198ZM96 90H98V92L96 91ZM102 90V91H103ZM100 91V92H99ZM192 93L191 95H194V96H189L190 94L189 93ZM187 94H189V95H187ZM198 94V93H197ZM177 95V96H176ZM180 95V96H179ZM183 95V96H182ZM173 96H175L176 98H172ZM186 96V97H185ZM187 96H189L188 98H187ZM177 97H178V100H177ZM180 97H181V100H184L183 101V103H182V101L180 102L179 100H180ZM194 97V98H193ZM197 97H199L198 98V100L196 99ZM206 97H208V92H207V96ZM182 98H184V99H182ZM192 98H193V100H192ZM204 98V99H203ZM105 99L106 100V102H107V104L108 103H111V101H110V99ZM176 99V100H175ZM187 99V100H186ZM189 99V100H188ZM191 99V100H190ZM195 99V100H194ZM205 100V102H203ZM195 101H198L199 103L201 102V104H198V103H196ZM176 104H175V103ZM186 104H189V103H191V102H193L192 104H189V105H185V103ZM195 102V103H194ZM203 102V103H202ZM177 103H178V105H180V106H178L177 105ZM181 103H182V105H181ZM198 105L197 107H196V109L194 108L196 105ZM204 104V105H205ZM200 105V106H199ZM203 105V106H204ZM177 106V107H176ZM184 106H186V107H193L192 109L190 108V109H188V108H184ZM175 107V108H174ZM172 108V109H171ZM175 110H174V109ZM177 108V109H176ZM184 108V109H183ZM170 109H171V111H170ZM179 109H182V111L181 110H179ZM186 109V111L184 112V110ZM172 110H174V112L172 111ZM190 110V111H189ZM191 110H193V111H191ZM176 111H178V112H176ZM187 112H190V113H188L187 115L185 114V113H187ZM196 114H195V113ZM174 113V114H173ZM173 114V115H172ZM195 114V115H194ZM177 115V116H176ZM179 115V116H178ZM184 115V116H183ZM191 115H194V116H196V115H198L196 118L194 117V116H191ZM170 116V117H169ZM188 116H190V117H188ZM171 117H176L177 119H175V118H173L174 120L172 121L170 118ZM180 117V118H179ZM192 117V118H191ZM186 118V119H185ZM191 119V120H193V122H194V124H193V126L195 127V129H194V127L192 126V121L191 120H189L188 121V119ZM179 119V120H178ZM194 119H195V121H194ZM84 122H83V121ZM167 120H168V122H170V123H168L167 122ZM172 122H171V121ZM177 120H178V122H177ZM183 120H186V121H188L189 123H190V125L188 126V122H186V121H183ZM174 121H176V122H174ZM183 121V122H182ZM83 122V123H82ZM92 122V123H91ZM180 122V123H179ZM184 122H186V123H184ZM108 123H110V124H108ZM169 124V125H167V124ZM183 124H185V126H182ZM111 125V126H110ZM108 126V127H107ZM180 126V127H179ZM181 126H182V128H181ZM186 126H188V132H193V134L191 133V135H189L190 133H188V132H186V131H184L185 129H187V127ZM98 127H100V128H98ZM172 127V126H171ZM186 127V128H185ZM192 130H190V129ZM98 129H102L101 131L103 132L102 133V135H101V131L100 132H98L99 130ZM105 129V130H104ZM160 129V130H159ZM182 129V131H180ZM104 130V131H103ZM180 131V132H179ZM196 131V132H195ZM157 132V131H156ZM184 132V136L182 135V133ZM186 132V133H185ZM100 133V134H99ZM175 133V134H174ZM194 133H196L195 135H194ZM188 136H187V135ZM124 135V134H123ZM193 135H194V137H193ZM138 136V135H137ZM137 136L135 137L136 139H137ZM179 138H178V137ZM185 136H187V137H185ZM189 136H192V137H190V139L188 138ZM196 136V137H195ZM198 136V137H197ZM201 136V135H200ZM214 136H216V137H214ZM213 136V138H215V139H213L212 138V142H214V140H216V141H218L219 139L218 138H220V140L219 141H221V137L218 135V134H216V135H214ZM219 136V137H218ZM211 137V136H210ZM209 137V138H210ZM125 138H127V137H125ZM174 138L176 139V141L177 142H175V140H174ZM189 139V140H188ZM196 140V141H195ZM189 141V145H186V143ZM192 142V145H194V147L191 145L190 146V144H191V142ZM222 141H223V139H222ZM53 142H54V144H53ZM141 144H140V143ZM51 143V144H50ZM168 143H170V144H168ZM45 144L46 145H48L47 146V148L45 149ZM143 144V146L141 147V145ZM145 144V145H144ZM155 144V145H154ZM174 144V145H173ZM184 144H185V146H184ZM44 145V146H43ZM62 145V146H61ZM66 145V146H65ZM147 145H148V147L150 148L151 147V149H148V147H147ZM151 145V146H150ZM168 145H170V148H169V146ZM178 147V148H176V146ZM180 145V146H179ZM182 145V146H181ZM196 145V146H195ZM49 146H54V147H49ZM57 146H58V148H57ZM144 146H146L145 148L146 149H148V150H146L145 148H144ZM173 146L175 147L174 149H173ZM188 146V147H187ZM0 147H2V149H0V150H4L5 148H3L4 147V145H2V144H0ZM153 147H155L156 148V150L155 151H153L154 149H153ZM172 147V148H171ZM17 148H18V146H17ZM166 148V149H165ZM168 148H169V151H167L168 150ZM182 148V149H181ZM42 149V150H41ZM179 150V153H178V151H176V150ZM181 149V150H180ZM54 150V151H53ZM153 151V152H151V151ZM170 150H171V152L173 151V154H174V152L176 153L177 152V154H175L174 155V157L175 156H177L178 154V156H177V158H174L173 157V155L171 156V154H170ZM7 152V150H4V154ZM166 153H165V152ZM181 151V152H180ZM148 152H150V154H148ZM182 152H183V156H182ZM0 153L2 154L3 153V151H0ZM40 154V155H39ZM184 154H185V156H186V159H187V157L189 158V159H191V162L189 161V159H187L188 160V163H184L185 161L187 162V160L184 158ZM205 154H207L208 155V157H207V155L206 156H204L205 157V159H202V158H204L203 157V155H205ZM170 155V156H169ZM180 155L184 158V160H183V158L182 159H179V158H181L180 157ZM190 155H192V156H190ZM171 157L172 159H170L169 157ZM210 156H212V158H209ZM215 156H216V159H215ZM179 157V158H178ZM195 158V160L197 161H195V160H193L194 158ZM214 157V158H213ZM167 158H169V159H167ZM206 158H207V160H206ZM95 159H96V161H95ZM174 159H175V161H174ZM176 159H178V160H183L182 161V168H179L178 166H174V163H172V162H176ZM215 159V160H214ZM99 160V163L100 162H102V161H106V160H112V161H114L115 162V164H118V168H120V169H122V168H125V167H127L128 166V164H130V167L129 168H126L125 169V171L122 169V171L118 174L117 173V175L114 177V178H111V181H108L106 178H103V177H101L102 175L101 174H103L102 172H100L99 170H97L96 169V166H95V164H96V162ZM178 160H177V162H178ZM201 160H203V163H205V165L203 164H201L199 161H201ZM206 160V161H205ZM213 160H214V162H213ZM92 161H93V163H92ZM123 161H128L127 163H124V167H123ZM169 161V162H168ZM170 161H172V162H170ZM193 161V162H192ZM200 164H199V163ZM202 162V161H201ZM215 164H213V163ZM1 163V162H0ZM9 163H13V164H9ZM56 163H59L58 164V166L59 165H65L66 167H65V170L66 171H64L62 168H64V166L61 168V169H59L58 170V167H57V164ZM184 163V164H183ZM191 164V165H193L192 167H191V165H188V164ZM195 163V164H194ZM196 163H198V164H196ZM208 163V164H207ZM14 164H15V166H14ZM164 164L166 165V167L167 166H169V167H167V169H166V173H163V175L162 174H160V173H155L154 172V170H156V172H158V170L162 167V168H164L165 166H164ZM171 164H173V165H171ZM209 164H211L210 166H209ZM200 165H202V166H200ZM51 166H55L56 168H55V171H56V173H54V174H51V173H49V167H51ZM69 166V167H68ZM195 166V167H194ZM212 166H215V169L212 167ZM263 166V167H262ZM262 166H261V168H263L262 170H264V164L262 163ZM7 167V166H6ZM71 167V169H73V172H71V171H69V168ZM83 167V168H82ZM165 167V168H166ZM171 167L174 169H171ZM175 167H176V171H175ZM184 167L187 169V168H189V171L192 169V171H190L188 174H186L185 175V173H187L188 171L187 170H185L184 169ZM198 167V168H197ZM199 167L200 168H204L203 170L202 169H199ZM207 167V168H206ZM211 167H212V169H211ZM217 167V168H216ZM78 168H79V170H78ZM150 169V175H149V173L148 174H146V172H147V169ZM170 168V169H169ZM209 168V169H208ZM8 168H6V170L8 171L9 170ZM12 169H14V170H12ZM18 169V168H17ZM77 169V170H76ZM82 169H84L83 171H81ZM158 169V170H157ZM196 169V170H195ZM211 169V170H210ZM10 170H9V172H8V174L10 175L11 173H10ZM20 170V169H19ZM131 170V171H130ZM172 170V172L171 173H173V175L172 174H170V171ZM178 170V171H177ZM182 170H183V172H182ZM184 170L186 171V172H184ZM210 170V171H209ZM214 170H215V172H214ZM13 171H14V173H15V175H14V173H13ZM78 171V172H77ZM181 171V172H180ZM207 171H208V173H207ZM213 171V172H212ZM149 172V171H148ZM169 172V173H168ZM176 172H178V173H176ZM192 172V173H191ZM218 172V171H217ZM152 173H155V174H153L154 175V178H153V175H151ZM19 174V173H18ZM71 174H73V177H74V175H76V176H78V180H77V185H76V187L77 186H79L80 187V184L81 185H83V184H86V185H88V188L87 189H81L80 190V188L79 187H77L76 188V195H79V197H80V199H82L83 200V202H81L82 200H80V199H78L79 201H80V203L82 204V205H84V206H82V205H80L81 206V208H82V212H79V214H77L78 213V211H81L80 209L81 208H77V207H71V206H69V207H61V205H60V201H59V199L57 200V194H56V192L59 194V192L62 190L64 193L62 194V195H67V196H69V194H68V190H71V188H70V186H71V181H72V179H70L71 177ZM167 174H170L169 176L167 175ZM179 174V175H178ZM180 174H182V175H180ZM190 174V175H189ZM210 174V175H209ZM104 175V174H103ZM146 175V176H145ZM176 175H178L179 176V178H178V176H176ZM206 175V176H205ZM213 176V180H212V176ZM133 176V177H132ZM157 176V177H156ZM163 176H165L164 178H163ZM167 176V177H166ZM172 176V178L170 179L169 177H171ZM186 176V177H185ZM189 176H191V177H189ZM194 176V177H193ZM197 176V177H196ZM214 176H216L215 178H214ZM136 177L138 178V176L136 175ZM177 178V180H173V179H176ZM188 178V181H187V179H186V182H187V184H189V182H190V184H192V183H195L194 185H189V187L187 186V184L185 183V182H181V181H184L185 180V178ZM166 178V179H165ZM181 178V179H180ZM193 180H192V179ZM203 178H205V179H203ZM210 180H209V179ZM165 179V180H164ZM169 179H170V181H169ZM180 179V180H179ZM184 179V180H183ZM191 179V180H190ZM208 179V181L206 182V181H204V180H207ZM58 180H62L63 181V183H65V186H67V188H69L68 190H63L62 189V187L61 186H59L58 184H57V182H58ZM151 180V181H150ZM173 180V182H171ZM214 182V184H215V182H216V184H217V186H216V184L214 185H212V181ZM167 183H166V182ZM176 181V182H175ZM211 182V184H210V182ZM217 181H218V183H217ZM80 184H79V183ZM151 182V183H150ZM164 182H165V184H164ZM177 182H178V185L181 183V187H179L178 185H177ZM202 182H204V183H202ZM150 183V184H149ZM152 183H154L153 185H152ZM170 183V185H168ZM171 183H173V184H171ZM176 183V184H175ZM183 184V185H182ZM202 184V185H201ZM86 185H84V186H86ZM150 185H152L153 186V188H151V187H149ZM172 185V186H171ZM176 188H178V189H180V190H178V189H176V190H178V191H176V190H174L175 189V187ZM203 185H204V187H203ZM210 185H212V186H210ZM221 186V187H219V186ZM50 186H53V190H55L53 193H51L53 190H52V187H51V190L49 189V187ZM84 186H82V188H84ZM165 186H166V188H168V189H165ZM193 186V187H192ZM16 187V188H15ZM58 189H57V188ZM92 187V190L90 191L89 189ZM162 187V188H161ZM173 187V188H172ZM183 187H184V189H186V190H190V192H189V190L186 192L184 189H183ZM212 188V189H210V190H207L206 188ZM217 187V188H216ZM79 188V189H78ZM150 188V189H149ZM161 188V189H160ZM164 188V189H163ZM190 188H192V191H191V189ZM214 188H216V189H214ZM218 188H220V189H218ZM60 189V190H59ZM196 190L195 192H194V190ZM216 190V191H214V190ZM11 190V189H10ZM152 190V191H153ZM159 190V191H158ZM161 190V191H160ZM164 190V191H163ZM166 190H168V195H167V191ZM184 190V192H182V193H180L181 191H183ZM197 190H201L200 192H202V193H198L197 192ZM204 190L206 191V193H208L209 195H207V194H205L204 193ZM51 191V192H50ZM163 191V192H162ZM166 191V192H165ZM174 192V194H180L179 196H177V197H175L174 196V194L173 195H171L173 192ZM207 191H209V192H207ZM211 191V192H210ZM218 191V192H217ZM159 192H162V193H159ZM170 192H172V193H170ZM187 194H186V193ZM194 193L193 195H192V193ZM214 192H216V193H214ZM164 193V194H163ZM189 193L191 194V198L193 199L194 197V200H192V199H190V195H189ZM158 194V195H157ZM214 194V195H213ZM160 195V196H159ZM163 195V196H162ZM205 195H207V196H205ZM166 196V197H165ZM200 196H198V197H200ZM78 196H77V198H79ZM157 197V198H156ZM159 197H160V199H159ZM179 197V200H177V198ZM183 197H184V199L186 200V199H188V200H184L183 199ZM189 197V198H188ZM94 198L96 199V200H94ZM176 198V199H175ZM181 198H182V200H181ZM154 199V198H153ZM173 199H175L176 200V202L173 200ZM206 199V198H205ZM94 200V201H93ZM182 201V203H180V204H178L179 202L178 201ZM185 202H184V201ZM191 200V201H190ZM173 201V202H172ZM180 201V202H181ZM93 203V204H92ZM101 203V204H100ZM89 204H91L90 206H89ZM97 204H100L99 206H97ZM92 205H95V206H97V207H94V208H92L93 206ZM88 206V207H87ZM98 207L100 208V210L101 211H103L102 213V216H104V214H106V216H105V218L107 217H109V220L111 221H113L114 222V220H115V222H116V225H114L115 224V222L113 223L112 221V225H114V227L112 226V225H110L111 223H110V221H108V219L106 218H102L101 217V214H99V209H98ZM122 207V205L120 206V208ZM171 207V208H170ZM73 208V209H72ZM95 208H97V209H95ZM49 209H50V211H49ZM75 209H78L76 212L74 211ZM177 209V210H178ZM73 210V211H72ZM97 210V211H96ZM178 210V212L180 213L181 211H179ZM54 211V212H53ZM160 211H162V212H160ZM159 212H160V214L158 215V212H157V214L155 215V217H156V219L157 218H159L160 219V221H159V219H157L158 220V223L156 222V225H155V223L154 224H151V225H155V227H158V225L160 224V226H162L164 229L167 227V224H165V222L164 221H166V222H168V219H169V217H164L166 214H167V216H169L168 215V213H167V211L165 212V210H163V209H161ZM52 213V214H54L55 213V217H56V219L58 220V218L59 217H62L63 215L66 217V219H65V217L63 216V219H62V225L64 226V225H66L67 227H72V226H74L73 224H75V225H77V227L76 228H73V231L74 232H76V236H75V239H74V241H73V243H75V244H73L72 243V247L71 248H67V249H65V248H63V249H61L60 250V252L61 253H63L62 254V256H61V254L58 256V257H53L54 255H55V248H56V246L55 245H57L62 239H61V237H62V235H63V233H64V227L62 226V225H58V226H60V228H62L63 227V229H60V228H57L56 226L57 225H55V226H53V224L51 225L50 224V222L48 223V222H46V221H49L48 219H50L51 220V218H52V214L50 215L49 213ZM72 212H74L75 213V215H74V213L72 214ZM108 212H111V216H113V217H111V216H109V214H107ZM26 213H30L29 215H31V217L33 218V220H32V218L30 219V225L28 224V221H27V223L25 222V220H24V216H26ZM96 213V214H95ZM166 213V214H165ZM179 213H177L176 215H177V218H179L180 216H181V214L182 213H180V215H179ZM41 214L44 216H41ZM78 216H77V215ZM87 214H89V216L87 215ZM95 214V215H94ZM98 214V215H97ZM48 215L49 216H51V217H48ZM82 215V216H81ZM85 215H87L89 218H90V216L92 215V216H94V217H96V218H94V217H92L91 219H90V222L91 221H95L96 223H97V226L98 225H100V223L102 222V219H103V221L104 222H102L101 223V226L102 227H97L96 226V224H95V222L93 223V224H91V226L89 227L90 228V230H82V229H80L79 227H81L84 223H86L85 221H89V218L87 217V216H85ZM118 215V216H117ZM160 215H162V216H160ZM236 215H238V219H240L239 221H241V218H240V216H242V213L240 214V212L239 213H236L235 214V219L237 218V216ZM258 215H260V214H258ZM34 216V217H33ZM45 216L47 217V219L45 218ZM75 218H74V217ZM83 216H84V218H83ZM39 217V218H38ZM41 217H43V218H41ZM79 217V218H78ZM85 217H87L86 219H85ZM120 217V218H119ZM160 217H162V218H160ZM71 218L72 219V221H70L69 219ZM74 218V219H73ZM78 218V219H77ZM102 218V219H101ZM113 218V219H112ZM259 217H256V219L255 218H251V220L254 222V221H258L259 219H258ZM42 219V220H41ZM46 219V220H45ZM82 219H84L83 221H84V223L83 224H80L81 223V221L80 220H82ZM96 219H98L97 221H96ZM238 219H237V221H238ZM249 220H250V218H248ZM32 220V221H31ZM39 220H41L42 221V224L40 223L41 221H39ZM67 220H68V222H67ZM74 220V221H73ZM79 220V221H78ZM99 220H101V221H99ZM144 220V219H143ZM142 219H141V221H143ZM162 220V221H161ZM140 220H139V222H137L138 223V225H132V227H131V230H132V235H130L129 237L127 236V240H126V238H125V243L124 244H127V246L130 244V246L132 245V246H134V243L132 242V241H136L138 238H140V237H142V238H140V240H142L143 239V242H140L141 244H144L145 245V248H146V250H148V249H150L152 246H153V244L152 243H154V242H152V241H154V239H155V237H153L152 235H154L153 233V231L152 230H154V231H156L157 230V228L155 229V228H150V227H152V226H150V225H148V221L146 222L145 220L141 223V224H143V223H145L146 222V224L148 225V227L146 226V225H141V224H139L140 222H141ZM252 221H248V224L246 225V223L245 224H238L237 226H240V225H246V226H249V224L251 225L253 222ZM37 222V223H36ZM45 222L46 223H48V224H45ZM66 222V223H65ZM80 222V223H79ZM164 222V223H163ZM250 222H252V223H250ZM22 223L24 224H28L27 225V228L28 229H31V231H27L28 232V235H26V237H25V234H27V232H25V233H23L22 234V236L19 234V232H22L21 231V227L20 226H22ZM33 223V224H32ZM41 225H40V224ZM43 223H44V225H45V227H43L44 225H43ZM92 223V222H91ZM105 223V224H104ZM108 223V224H107ZM110 223V224H109ZM237 223H239V222H237ZM236 223V224H237ZM241 223V222H240ZM255 223V222H254ZM7 224H11L9 227H8V225ZM52 226V227H54V229L50 226V225ZM68 224V225H67ZM78 224H80L79 226H78ZM103 224V225H102ZM158 224V225H157ZM164 226H163V225ZM259 224H260V222H259ZM32 225V226H31ZM38 225V226H37ZM43 225V226H42ZM139 225H141L142 226V231H141V226H140V228H139ZM36 226H37V228H36ZM66 226H65V228H66ZM107 227V229L105 230V228L104 227ZM118 228H117V227ZM134 226V227H133ZM34 227V228H33ZM50 227H51V229H50ZM56 227V228H55ZM75 227V226H74ZM93 227V228H92ZM96 227V228H95ZM112 227H113V229H112ZM138 229H137V228ZM145 227V228H144ZM162 227H158V228H160L161 230H163V228ZM18 228H19V230H18ZM36 228V229H35ZM40 228H45L46 230L49 228V230H47V232H45L46 230L44 229H40ZM77 228L79 229V230H82V231H79V230H77ZM95 228V229H94ZM101 229V231H100V233L98 232L100 229ZM104 228V229H103ZM168 228V227H167ZM33 229V230H32ZM39 231H38V230ZM57 229V230H56ZM94 230V232L95 233H93V230ZM136 229V230H135ZM147 229V230H146ZM149 229H151V230H149ZM239 229V228H238ZM51 230V231H50ZM96 230V231H95ZM109 230V231H108ZM110 230H111V232H110ZM114 230H116V231H119V233L117 232V233H115L116 231H114ZM122 230V231H121ZM139 230V231H138ZM166 230V229H165ZM164 230V231H165ZM17 231H19V232H17ZM40 232L39 234H37L38 232ZM78 231V232H77ZM133 231H137V233H134ZM146 231H149L147 234L149 235H147V234H144V233H142V232H145L146 233ZM152 231V232H151ZM30 232V233H29ZM37 232V233H36ZM42 232H45L46 233V235H47V233L49 232V233H51V234H49L48 233V235L46 236L45 235V233L44 234H42ZM56 232V233H55ZM92 232V233H91ZM107 232V235L105 234ZM113 232V233H112ZM124 232V233H123ZM126 232V233H125ZM141 232V234L139 235V233ZM35 233V234H34ZM55 233V234H54ZM84 233V234H83ZM90 233H91V235L92 234H94V235H92L91 237H90ZM98 233V234H97ZM101 233H103V234H101ZM110 233V234H109ZM115 233V234H114ZM127 233H129V234H127ZM19 234V235H18ZM29 234H31V235H29ZM53 234V236H49V235H52ZM99 234H101V235H99ZM110 236H109V235ZM138 234V235H137ZM24 235V236H23ZM36 235V236H35ZM87 235H89L88 237H89V239H88V237H87ZM126 235V236H125ZM29 236H31V237H29ZM34 236V237H33ZM40 236L42 237H44V236H46L45 237V239L42 237V238H40ZM48 236H49V238H48ZM98 236V237H97ZM101 236V237H100ZM104 236L107 238V237H110L111 238V236L113 237V238H107V241H111V242H107V243H105L106 242V238H104ZM131 236H133V237H131ZM139 236V237H138ZM39 237V238H38ZM52 237V238H51ZM57 237V238H56ZM79 237V238H78ZM94 237H96L95 238V240H93L94 239ZM145 237V238H144ZM146 237L147 238H149L148 240L146 239ZM150 237H151V239H150ZM25 238H26V240H25ZM98 238V239H97ZM103 240H102V239ZM130 238L132 239V241L130 240ZM136 240H135V239ZM22 241H21V240ZM44 239V240H43ZM79 241H78V240ZM100 239V243H99V240ZM145 239V240H144ZM60 240V241H59ZM128 240H129V242H128ZM149 240H151V241H149ZM40 241H42V242H44V244L46 245V248H48V247H50L49 248V251H48V253L47 254H43L42 255V257H40L41 255V252H40V250L41 249H39V247H38V245H39V243H40ZM59 241V242H58ZM88 241V242H87ZM91 241H93V243L92 244H86V243H91ZM98 241V242H97ZM102 241H105V242H102ZM146 241H148V242H146ZM41 242V243H42ZM46 242V243H45ZM53 242V243H52ZM77 242V243H76ZM80 242V244H78ZM145 242V243H144ZM40 243V244H41ZM105 243V244H104ZM147 243V244H146ZM43 244V243H42ZM95 244V245H94ZM103 244V245H102ZM151 244V245H150ZM16 245H17V247H16ZM34 245L36 246V247H34ZM75 245H77V246H83V248H81V251H78L80 248L79 247H77V246H75ZM88 245V246H87ZM117 245H118V243H117ZM150 246V247H146V246ZM15 246V247H14ZM20 246V247H19ZM48 246V247H47ZM55 247V248H53V247ZM87 247V249H84V248H86ZM89 246L92 248L93 247V251H92V249L91 248H89ZM102 246V247H101ZM127 246H126V248H127ZM43 247H45V246H43ZM43 247H40V248H43ZM73 247H75V249L73 248ZM95 247V248H94ZM117 247V246H116ZM118 247H119V245H118ZM117 247V248H118ZM34 248H35V250H34ZM37 248V249H36ZM77 248V249H76ZM101 248V249H100ZM117 248H110L111 250H112V252L110 253V255H116L117 253H116V249ZM130 248H133V247H130ZM18 249V250H17ZM57 249V248H56ZM72 249H74V250H72ZM95 249V250H94ZM17 250V251H16ZM33 250H34V252H33ZM58 250V249H57ZM70 250H72L71 252H70ZM75 250H76V252H75ZM102 252H100V251ZM39 252V254L37 253V252ZM69 251V252H68ZM96 251H99V252H96ZM85 252V253H84ZM65 253V254H64ZM74 253V254H73ZM99 253V254H98ZM30 254H32V255H30ZM35 254H36V256H35ZM67 254V255H66ZM68 254L70 255V254H72V255H70V256H68ZM76 254V255H75ZM38 255H40V256H38ZM75 255V256H74ZM83 257H81V256ZM119 255H121L120 253H119ZM29 256H30V258H29ZM33 256V257H32ZM76 256H77V258H76ZM94 257V259L92 258V257ZM104 256V257H103ZM44 257V258H43ZM68 257V258H67ZM81 257V258H80ZM39 258L41 259L40 261H39ZM70 258H72V259H70ZM80 260H79V259ZM98 258V259H97ZM68 259H70V260H68ZM82 259V260H81ZM88 259V260H87ZM68 262H67V261ZM75 260H77V261H75ZM92 260V261H91ZM102 260H104V261H102ZM39 261V262H38ZM70 261V262H69ZM75 261V262H74ZM78 261H80L79 263H78ZM95 261V262H94ZM102 261V262H101ZM77 262V263H76ZM91 262H94V263H91ZM98 262V263H97ZM104 262V263H103ZM72 263V264H73Z\"/></svg>",
  "mask_w": 264,
  "mask_h": 264
}]
</instances>
